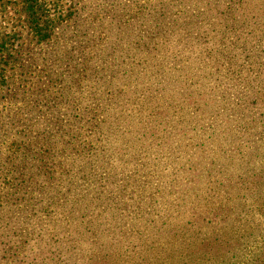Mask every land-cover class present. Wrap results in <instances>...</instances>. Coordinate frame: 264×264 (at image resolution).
<instances>
[{
    "label": "rangeland",
    "instance_id": "374dc122",
    "mask_svg": "<svg viewBox=\"0 0 264 264\" xmlns=\"http://www.w3.org/2000/svg\"><path fill=\"white\" fill-rule=\"evenodd\" d=\"M0 46V264H264V0H0Z\"/></svg>",
    "mask_w": 264,
    "mask_h": 264
},
{
    "label": "trees",
    "instance_id": "16d2710c",
    "mask_svg": "<svg viewBox=\"0 0 264 264\" xmlns=\"http://www.w3.org/2000/svg\"><path fill=\"white\" fill-rule=\"evenodd\" d=\"M3 46H0V49H2ZM18 61V58L15 60ZM9 63V62H8ZM6 67L2 68L0 67V89L1 91H4V87L8 84L7 82V76H6ZM21 87V85H19ZM12 98V97H11ZM13 100V98H12ZM32 120V118H31ZM12 127V126H10ZM18 130H13L14 127L10 130L11 133H14V136H16V140L13 142L15 144L14 148H10L9 152L12 151L10 157L12 155L17 156L19 155L20 159L24 158L27 156V154H30L33 158H37L38 155L36 154V144L35 141L29 138V133H32L33 130H31L29 124H25L21 120L19 121V124L16 126ZM30 129V130H29ZM23 139V140H20ZM19 152V153H18ZM38 153V152H37ZM9 160V158H8Z\"/></svg>",
    "mask_w": 264,
    "mask_h": 264
}]
</instances>
